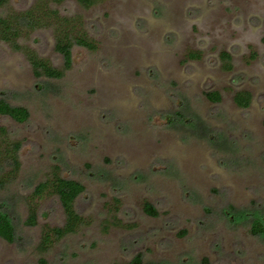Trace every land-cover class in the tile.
Listing matches in <instances>:
<instances>
[{"label": "rangeland", "instance_id": "obj_1", "mask_svg": "<svg viewBox=\"0 0 264 264\" xmlns=\"http://www.w3.org/2000/svg\"><path fill=\"white\" fill-rule=\"evenodd\" d=\"M35 1L12 0L0 12ZM58 8L82 17L97 47L75 46L62 79L36 77L25 55L0 41V99L30 113L23 124L0 116L22 143L20 176L0 190V208L15 197L20 239H0V264H129L139 255L142 264H264V232H254L264 222V0H105L90 9L64 0ZM23 44L63 67L50 29ZM243 91L246 109L234 101ZM53 166L83 184L76 210L85 225L40 254L42 227L63 225L64 214L46 199L38 226L26 227L24 198Z\"/></svg>", "mask_w": 264, "mask_h": 264}, {"label": "trees", "instance_id": "obj_2", "mask_svg": "<svg viewBox=\"0 0 264 264\" xmlns=\"http://www.w3.org/2000/svg\"><path fill=\"white\" fill-rule=\"evenodd\" d=\"M12 0H0V10L8 7ZM105 0H77L84 9H90L103 3ZM64 0H36L34 4L25 10H9L0 12V41L8 44L15 51L25 55L36 77L60 80L72 65V50L75 46L96 50L94 40L90 39L83 28V20L80 16H66L58 8ZM50 29L54 36V49L63 58V67L58 69L51 62L41 57L35 50L23 44V40L38 31ZM221 60L227 70L232 69L231 55L221 53ZM190 58H198V55L190 54ZM211 102L221 101L218 92L206 93ZM234 101L240 108H248L251 103V94L237 92ZM0 116L8 117L16 123L23 124L30 118L28 109L13 106L5 99H0ZM22 143L11 138L7 128H0V190H6L19 178L22 163L20 151ZM84 192L81 182L66 178L62 175L58 166H53L50 173L42 182L38 183L30 196L25 197L27 203L26 227L34 228L39 224L40 204L46 199H56L64 214V223L61 226L45 224L42 227L39 242L36 249L40 254L48 253L56 244L65 238L76 234L84 225V219L76 210V201ZM15 197H10L8 202L2 203L0 208V239L10 244L18 243L20 239L17 233L16 223L12 218ZM12 208V209H11ZM144 212L149 216H158L155 207L145 202ZM12 210V211H11ZM254 232H264V222H254ZM44 264V262L42 261ZM129 264H142L141 256L135 257Z\"/></svg>", "mask_w": 264, "mask_h": 264}, {"label": "flooded vegetation", "instance_id": "obj_3", "mask_svg": "<svg viewBox=\"0 0 264 264\" xmlns=\"http://www.w3.org/2000/svg\"><path fill=\"white\" fill-rule=\"evenodd\" d=\"M76 1H77V0H76ZM77 3H78V2H77ZM78 4H79V3H78ZM79 5H80V4H79ZM80 6H81V5H80ZM220 58H221V56H220ZM221 61H222V60H221ZM236 93H237V92H236ZM236 93H235V94H236ZM234 96H235V95H234Z\"/></svg>", "mask_w": 264, "mask_h": 264}]
</instances>
